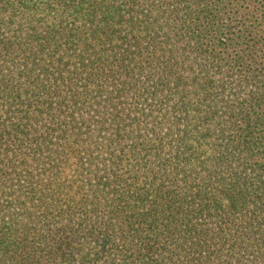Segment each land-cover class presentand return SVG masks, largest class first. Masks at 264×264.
Here are the masks:
<instances>
[{
    "label": "trees",
    "instance_id": "16d2710c",
    "mask_svg": "<svg viewBox=\"0 0 264 264\" xmlns=\"http://www.w3.org/2000/svg\"><path fill=\"white\" fill-rule=\"evenodd\" d=\"M0 264H264V0H0Z\"/></svg>",
    "mask_w": 264,
    "mask_h": 264
}]
</instances>
